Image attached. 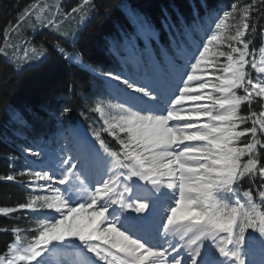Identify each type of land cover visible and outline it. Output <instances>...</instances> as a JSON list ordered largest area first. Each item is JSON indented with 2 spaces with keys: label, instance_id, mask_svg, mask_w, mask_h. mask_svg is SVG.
Instances as JSON below:
<instances>
[{
  "label": "snow or ice",
  "instance_id": "6c2138e0",
  "mask_svg": "<svg viewBox=\"0 0 264 264\" xmlns=\"http://www.w3.org/2000/svg\"><path fill=\"white\" fill-rule=\"evenodd\" d=\"M111 7L81 0L61 12L33 0L3 30L0 56L16 69L43 63L42 43L21 49L12 36L27 25L76 42L62 25ZM115 7L124 22L105 39L107 69L54 44L101 91L78 109L35 112L0 98V140L18 150L11 159L30 190L26 202L0 208L21 213L0 228L10 233L0 264H264V46L253 43L264 37V0H188L158 18ZM35 121L51 134L41 139Z\"/></svg>",
  "mask_w": 264,
  "mask_h": 264
},
{
  "label": "trees",
  "instance_id": "16d2710c",
  "mask_svg": "<svg viewBox=\"0 0 264 264\" xmlns=\"http://www.w3.org/2000/svg\"><path fill=\"white\" fill-rule=\"evenodd\" d=\"M33 0H0V43L3 40V30L9 23H15L19 12L23 7ZM112 7L108 12H101L98 16H93L79 31V40L71 43L69 36L67 41L51 34L48 30H43L31 34L33 29L25 25L19 30L18 35L12 36V42L25 47V41L32 44H43L48 52V59L40 63L32 61L24 63L19 69L11 66L7 59L0 56V98L7 101L13 107L24 110L40 111L44 105L68 104L78 109L83 102V97L91 95L95 91H101L99 86L91 80L90 76L78 67L73 66L63 60L56 51L54 44L59 42L69 52H76L83 56L89 63L97 65L101 70L107 69L111 65V60L104 49L106 37L114 30L115 26L124 22L121 10L117 9V3L134 4L148 11L153 17H159L160 9L165 5L176 4L185 8L188 0H109ZM232 0H213V3L220 7H226ZM81 0H70L60 8L64 12L65 8L75 7ZM76 22L75 19H68L62 27H69V24ZM264 26V21L261 25ZM66 27V28H68ZM69 31L73 32L72 28ZM257 50L261 47L262 36L257 34L253 41ZM75 83L76 93L69 91V85ZM258 110V109H257ZM71 115L72 122L81 121L77 110ZM4 108L0 104V134L4 132ZM35 132L39 136L49 135L53 130L50 124L43 121L34 122ZM21 139H23L21 137ZM18 150L11 140L7 142L0 140V208L16 207L26 202L30 190L25 186L27 177L17 175L22 168L18 156ZM7 175H16V179L9 181L2 179ZM20 212L10 216L0 215V228H8L15 221L13 217H19ZM22 226V225H21ZM10 233L0 232V249L5 247L9 241Z\"/></svg>",
  "mask_w": 264,
  "mask_h": 264
},
{
  "label": "rangeland",
  "instance_id": "374dc122",
  "mask_svg": "<svg viewBox=\"0 0 264 264\" xmlns=\"http://www.w3.org/2000/svg\"><path fill=\"white\" fill-rule=\"evenodd\" d=\"M69 1L70 0H48V2L49 3H52V4H58V5H60V8H62L61 6L63 5V4H67V3H69ZM72 8V7H71ZM71 8H65L64 9V12H68V11H70V9ZM93 16H91L89 19H87L86 21H85V23L83 24V25H80V24H78L77 23V21L76 22H74V23H72V24H69V27L68 26H66V27H68V28H66V27H63L66 31H69V28H72L73 29V32H76L77 34L79 33V31L81 30V28L87 23V22H89V20L92 18ZM70 19H72L71 17H70ZM46 30V29H45ZM49 31V30H48ZM35 32H38V30H36V31H32V35L35 33ZM50 32V31H49ZM51 34H53L52 32H50ZM58 37V36H57ZM59 38H62V37H59ZM62 39H64V38H62ZM66 41H67V39H65ZM73 41V39H71L69 42L71 43ZM261 46H264V38H263V42H262V45ZM257 54H258V51H257Z\"/></svg>",
  "mask_w": 264,
  "mask_h": 264
}]
</instances>
